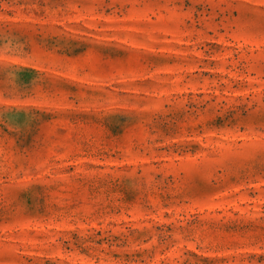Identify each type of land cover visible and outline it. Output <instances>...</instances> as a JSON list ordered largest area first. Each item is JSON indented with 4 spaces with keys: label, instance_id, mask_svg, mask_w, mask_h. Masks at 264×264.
<instances>
[{
    "label": "rangeland",
    "instance_id": "obj_1",
    "mask_svg": "<svg viewBox=\"0 0 264 264\" xmlns=\"http://www.w3.org/2000/svg\"><path fill=\"white\" fill-rule=\"evenodd\" d=\"M0 264H264V0H0Z\"/></svg>",
    "mask_w": 264,
    "mask_h": 264
}]
</instances>
